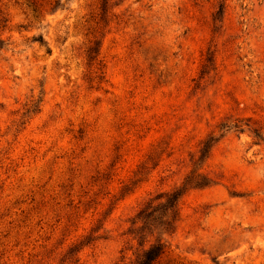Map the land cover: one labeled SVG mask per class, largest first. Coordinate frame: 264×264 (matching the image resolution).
<instances>
[{
	"label": "rangeland",
	"instance_id": "obj_1",
	"mask_svg": "<svg viewBox=\"0 0 264 264\" xmlns=\"http://www.w3.org/2000/svg\"><path fill=\"white\" fill-rule=\"evenodd\" d=\"M49 1L0 0V264H132L138 212L211 133L157 264H264V0Z\"/></svg>",
	"mask_w": 264,
	"mask_h": 264
},
{
	"label": "trees",
	"instance_id": "obj_2",
	"mask_svg": "<svg viewBox=\"0 0 264 264\" xmlns=\"http://www.w3.org/2000/svg\"><path fill=\"white\" fill-rule=\"evenodd\" d=\"M71 1L72 0H50L49 6L51 10L55 12L65 9ZM108 10L109 0H104V18L106 17ZM3 22L5 21L0 20V28L5 27V25H1ZM32 40V42L47 47V43L43 36L34 37ZM100 49L101 43L99 41L93 42L92 46L88 48L87 55L90 63L98 61ZM47 50L50 52L49 48H47ZM41 102V100L39 102H33L23 114V118L29 114H36L39 112ZM241 127L242 126L229 123L220 124L218 126L220 132L232 128L241 130ZM251 133H253L255 138L264 141V134L260 128H253ZM222 137L223 135H220L219 137L214 133H211L200 142L198 150L190 156V161L193 166H198L199 168L193 169L190 174L187 175L180 188L170 192L158 193L146 200L132 222V228L129 231L131 240L136 241L138 244V251L134 253L135 260L132 264H157L158 261L168 252L171 244L163 237L172 236L177 230V226L181 219V198L188 190L206 188L213 184L212 180L202 172V166H204L205 162L210 158L212 150ZM160 146L159 143L153 147L151 153L147 155L146 159L140 164L138 170L135 172V178L141 176L148 164L153 161ZM172 155L173 153H171L169 157ZM157 166L158 164L155 165L154 168ZM157 234H161L162 236L156 239V241H152V238ZM76 251V247H73L70 249V254L71 257H73L72 262L74 261V263L78 264L80 259L74 258Z\"/></svg>",
	"mask_w": 264,
	"mask_h": 264
}]
</instances>
